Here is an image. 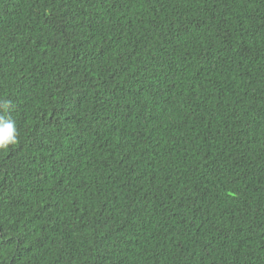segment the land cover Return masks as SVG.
Listing matches in <instances>:
<instances>
[{"label": "trees", "instance_id": "16d2710c", "mask_svg": "<svg viewBox=\"0 0 264 264\" xmlns=\"http://www.w3.org/2000/svg\"><path fill=\"white\" fill-rule=\"evenodd\" d=\"M0 264H264V0H0Z\"/></svg>", "mask_w": 264, "mask_h": 264}, {"label": "clouds", "instance_id": "9594fccd", "mask_svg": "<svg viewBox=\"0 0 264 264\" xmlns=\"http://www.w3.org/2000/svg\"><path fill=\"white\" fill-rule=\"evenodd\" d=\"M10 105V100L0 98V151L8 150L18 140L16 122L9 114Z\"/></svg>", "mask_w": 264, "mask_h": 264}]
</instances>
